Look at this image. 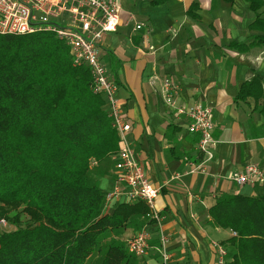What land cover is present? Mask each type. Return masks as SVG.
I'll use <instances>...</instances> for the list:
<instances>
[{
    "label": "trees",
    "instance_id": "obj_1",
    "mask_svg": "<svg viewBox=\"0 0 264 264\" xmlns=\"http://www.w3.org/2000/svg\"><path fill=\"white\" fill-rule=\"evenodd\" d=\"M248 1L260 34L232 44L241 51L264 46V0ZM249 98L264 113L259 75L237 95ZM104 105L90 70L73 65L55 33L0 34V220L15 227L0 233V264H143L120 237L144 228L149 207L136 201L108 212L96 173L120 150ZM209 214L210 224L236 233L223 245L224 264H264V194H223Z\"/></svg>",
    "mask_w": 264,
    "mask_h": 264
},
{
    "label": "crops",
    "instance_id": "obj_2",
    "mask_svg": "<svg viewBox=\"0 0 264 264\" xmlns=\"http://www.w3.org/2000/svg\"><path fill=\"white\" fill-rule=\"evenodd\" d=\"M154 1L120 0L121 23L103 37L100 59L119 83L117 97L132 124L130 144L160 190L156 206L164 216L170 263L217 264L214 244L225 246L234 231L210 224L209 209L223 194H264V182L238 185L230 178L248 164L264 168L262 103L237 100L246 81L264 79V46L241 51L232 45H250L260 34L250 27L256 14L248 0ZM140 23L144 28L137 30ZM166 77L177 86L179 104L213 109L217 145L205 173L193 172L204 160L199 134L190 133V119L164 102L160 80ZM152 78L160 80L152 84ZM116 154L106 166L96 165L105 192L114 186ZM121 203L128 202L113 204L108 212ZM137 232L128 228L120 238L128 241ZM152 236L140 261L163 264L159 234L153 230Z\"/></svg>",
    "mask_w": 264,
    "mask_h": 264
},
{
    "label": "built area",
    "instance_id": "obj_3",
    "mask_svg": "<svg viewBox=\"0 0 264 264\" xmlns=\"http://www.w3.org/2000/svg\"><path fill=\"white\" fill-rule=\"evenodd\" d=\"M121 12L120 0H0V34L53 32L70 47L73 65L85 66L90 70L93 92L104 99L112 125L120 137V150L114 158L116 176L113 188L106 192V207L108 209L120 201L145 202L149 207V222L127 241L128 249L139 258L146 256L152 246V232L155 230L159 234L161 260L163 264H171L164 216L156 206L160 190L149 180L130 144L128 134L132 124L125 117L117 97L119 83L100 59L103 37L106 33L117 31ZM143 28L142 23L136 25L137 30ZM157 79L152 78L151 83L154 84ZM160 81L164 102L177 114L187 116L190 119L189 132L200 136L198 149L204 155V160L193 172L205 173L204 165L214 159L217 145L213 109L203 104H179L175 96L177 86L172 78L166 77ZM230 178L238 185L264 182V168L248 164L242 171L233 172ZM152 226L155 228L149 229ZM214 245L218 253L217 264H224L227 249L218 243Z\"/></svg>",
    "mask_w": 264,
    "mask_h": 264
},
{
    "label": "rangeland",
    "instance_id": "obj_4",
    "mask_svg": "<svg viewBox=\"0 0 264 264\" xmlns=\"http://www.w3.org/2000/svg\"><path fill=\"white\" fill-rule=\"evenodd\" d=\"M24 219L26 220L27 217L25 216ZM15 227L13 224L9 223L7 220H0V233L14 230Z\"/></svg>",
    "mask_w": 264,
    "mask_h": 264
}]
</instances>
